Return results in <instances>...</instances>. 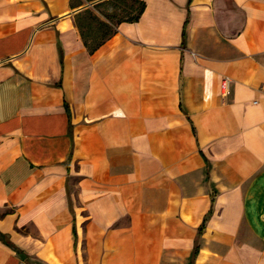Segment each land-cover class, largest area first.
I'll list each match as a JSON object with an SVG mask.
<instances>
[{
    "label": "crops",
    "instance_id": "obj_1",
    "mask_svg": "<svg viewBox=\"0 0 264 264\" xmlns=\"http://www.w3.org/2000/svg\"><path fill=\"white\" fill-rule=\"evenodd\" d=\"M108 1L0 0V264H264V0Z\"/></svg>",
    "mask_w": 264,
    "mask_h": 264
},
{
    "label": "rangeland",
    "instance_id": "obj_2",
    "mask_svg": "<svg viewBox=\"0 0 264 264\" xmlns=\"http://www.w3.org/2000/svg\"><path fill=\"white\" fill-rule=\"evenodd\" d=\"M137 10L138 6L135 5L132 0H115V2H110L109 0L108 2H106L105 7L103 8V11L105 13L112 12L115 15L111 23H115L117 19L131 17ZM86 22L89 26L85 28L86 37L87 41L90 43V46H92L104 36L106 27L100 25L93 19H88Z\"/></svg>",
    "mask_w": 264,
    "mask_h": 264
},
{
    "label": "trees",
    "instance_id": "obj_3",
    "mask_svg": "<svg viewBox=\"0 0 264 264\" xmlns=\"http://www.w3.org/2000/svg\"><path fill=\"white\" fill-rule=\"evenodd\" d=\"M133 1V0H132ZM103 2H100V3H98L96 6L98 7V6H100L101 4H102ZM142 8H143V2H140V6L138 7V10L136 11V13L133 15V16H131V17H127V18H122V19H117L116 21H115V23L113 22V23H111L112 22V20H113V18L115 17V15L112 13V12H104V11H102V10H100L101 12H102V14H103V16L109 21V22H105V21H102V20H99L97 17H96V15L95 14H93V12L91 11V10H88V9H86L85 11H84V16H83V20L86 22L88 19H93V20H95V21H97L100 25H102V26H104V27H106V30L104 31V36L97 42V43H95L94 45H92V49L94 48V47H96L98 44H100L105 38H107L108 36H110L112 33H113V26L114 25H116V23H118V22H120V21H122V20H128V21H135L137 18H138V16H139V14H140V12H141V10H142ZM109 23H111V24H109ZM77 25H78V27H79V29H80V31H81V35L83 36V38H84V40H85V43L87 44V46H89V43H88V41H87V37H86V32H85V30L84 29H82V25H81V23L79 22H77ZM86 25H87V22H86ZM90 48V47H89Z\"/></svg>",
    "mask_w": 264,
    "mask_h": 264
},
{
    "label": "built area",
    "instance_id": "obj_4",
    "mask_svg": "<svg viewBox=\"0 0 264 264\" xmlns=\"http://www.w3.org/2000/svg\"><path fill=\"white\" fill-rule=\"evenodd\" d=\"M219 90L221 95H226L229 93V82L227 77L221 79L219 83Z\"/></svg>",
    "mask_w": 264,
    "mask_h": 264
}]
</instances>
